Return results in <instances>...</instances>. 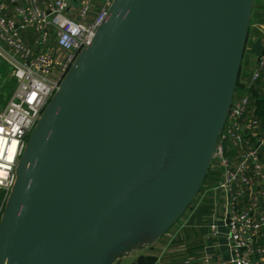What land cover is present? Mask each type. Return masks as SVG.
<instances>
[{
    "label": "water",
    "instance_id": "obj_1",
    "mask_svg": "<svg viewBox=\"0 0 264 264\" xmlns=\"http://www.w3.org/2000/svg\"><path fill=\"white\" fill-rule=\"evenodd\" d=\"M252 3L111 1L16 162L0 264H108L182 215L231 104Z\"/></svg>",
    "mask_w": 264,
    "mask_h": 264
},
{
    "label": "built area",
    "instance_id": "obj_2",
    "mask_svg": "<svg viewBox=\"0 0 264 264\" xmlns=\"http://www.w3.org/2000/svg\"><path fill=\"white\" fill-rule=\"evenodd\" d=\"M0 0V60L15 86L0 107V188L7 195L27 137L79 51L93 38L112 0ZM12 12H8L9 5ZM33 30L32 42L23 31ZM264 68V49L249 82ZM248 92L234 95L213 159L221 177L205 191L224 193L231 261L264 264V119L252 112Z\"/></svg>",
    "mask_w": 264,
    "mask_h": 264
},
{
    "label": "crops",
    "instance_id": "obj_3",
    "mask_svg": "<svg viewBox=\"0 0 264 264\" xmlns=\"http://www.w3.org/2000/svg\"><path fill=\"white\" fill-rule=\"evenodd\" d=\"M102 1L95 0L94 9ZM39 2L46 5L48 0ZM8 12H12L11 4ZM249 26L243 83L248 82L264 49V0H253ZM33 35L31 28L23 31L27 42H32ZM215 181L207 180L200 187L195 200L166 231L156 236L149 232L139 233L136 240L127 243L108 264H144L139 261L141 257H148V264H234L223 219L224 193L220 189L205 191Z\"/></svg>",
    "mask_w": 264,
    "mask_h": 264
},
{
    "label": "trees",
    "instance_id": "obj_4",
    "mask_svg": "<svg viewBox=\"0 0 264 264\" xmlns=\"http://www.w3.org/2000/svg\"><path fill=\"white\" fill-rule=\"evenodd\" d=\"M250 32H251V28L249 26L248 35ZM247 40H246V44L244 47V51H243V55L241 59V65H240V69H239L237 80H236L234 95L239 94L240 92H244V91L248 92L249 98L251 100V105L253 108L252 109L253 114L257 117L264 119V78H262V73L264 72V68L261 69L260 76L256 80L250 81V82L248 81L246 83L242 82V76L245 73V71L243 70L244 68L243 65L247 57L246 56ZM215 164L216 162L212 158L201 186L207 180H217L219 178L220 170L219 168L215 166ZM196 196L191 202L195 200ZM5 197H6L5 190L3 188H0V215L4 208ZM148 260H149L148 257L146 259L143 257L139 258L140 263H144V264H148L147 263Z\"/></svg>",
    "mask_w": 264,
    "mask_h": 264
},
{
    "label": "rangeland",
    "instance_id": "obj_5",
    "mask_svg": "<svg viewBox=\"0 0 264 264\" xmlns=\"http://www.w3.org/2000/svg\"><path fill=\"white\" fill-rule=\"evenodd\" d=\"M14 86L15 82L12 76L11 68L4 60H0V107L6 103Z\"/></svg>",
    "mask_w": 264,
    "mask_h": 264
},
{
    "label": "bare ground",
    "instance_id": "obj_6",
    "mask_svg": "<svg viewBox=\"0 0 264 264\" xmlns=\"http://www.w3.org/2000/svg\"><path fill=\"white\" fill-rule=\"evenodd\" d=\"M180 128L182 129V128H183V126H180V127H179V129H180ZM0 173H3V172L0 170Z\"/></svg>",
    "mask_w": 264,
    "mask_h": 264
}]
</instances>
